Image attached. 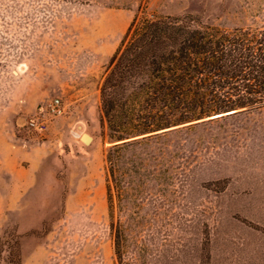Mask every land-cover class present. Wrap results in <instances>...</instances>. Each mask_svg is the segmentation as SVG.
Returning <instances> with one entry per match:
<instances>
[{
  "label": "rangeland",
  "instance_id": "rangeland-1",
  "mask_svg": "<svg viewBox=\"0 0 264 264\" xmlns=\"http://www.w3.org/2000/svg\"><path fill=\"white\" fill-rule=\"evenodd\" d=\"M202 7L240 23L264 0H0V264H264V107L172 127L121 184L109 169L101 84L132 20Z\"/></svg>",
  "mask_w": 264,
  "mask_h": 264
},
{
  "label": "trees",
  "instance_id": "trees-1",
  "mask_svg": "<svg viewBox=\"0 0 264 264\" xmlns=\"http://www.w3.org/2000/svg\"><path fill=\"white\" fill-rule=\"evenodd\" d=\"M230 12L202 7L132 20L101 84L115 185L143 164L150 139L172 127L264 107V8L241 11L252 17L240 23L228 21Z\"/></svg>",
  "mask_w": 264,
  "mask_h": 264
},
{
  "label": "built area",
  "instance_id": "built-area-1",
  "mask_svg": "<svg viewBox=\"0 0 264 264\" xmlns=\"http://www.w3.org/2000/svg\"><path fill=\"white\" fill-rule=\"evenodd\" d=\"M65 111L64 105L59 97L51 99L47 104L42 103L39 107L38 116L29 122L31 129L39 131L46 130L55 117L63 114Z\"/></svg>",
  "mask_w": 264,
  "mask_h": 264
},
{
  "label": "water",
  "instance_id": "water-1",
  "mask_svg": "<svg viewBox=\"0 0 264 264\" xmlns=\"http://www.w3.org/2000/svg\"><path fill=\"white\" fill-rule=\"evenodd\" d=\"M92 140H93V136L90 133L85 132V134H84V141L86 143H90Z\"/></svg>",
  "mask_w": 264,
  "mask_h": 264
},
{
  "label": "bare ground",
  "instance_id": "bare-ground-1",
  "mask_svg": "<svg viewBox=\"0 0 264 264\" xmlns=\"http://www.w3.org/2000/svg\"><path fill=\"white\" fill-rule=\"evenodd\" d=\"M81 134H82L81 137H82L83 140H84V134H85V132H82ZM91 135H92V134H91Z\"/></svg>",
  "mask_w": 264,
  "mask_h": 264
}]
</instances>
